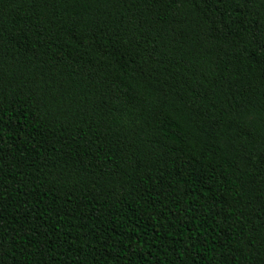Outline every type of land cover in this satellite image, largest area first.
<instances>
[{"label":"trees","instance_id":"obj_1","mask_svg":"<svg viewBox=\"0 0 264 264\" xmlns=\"http://www.w3.org/2000/svg\"><path fill=\"white\" fill-rule=\"evenodd\" d=\"M0 264H264V0H0Z\"/></svg>","mask_w":264,"mask_h":264}]
</instances>
